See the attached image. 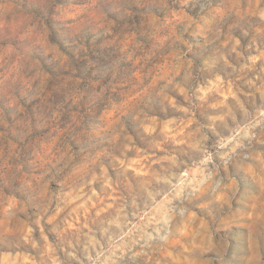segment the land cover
Instances as JSON below:
<instances>
[{"label": "rangeland", "instance_id": "374dc122", "mask_svg": "<svg viewBox=\"0 0 264 264\" xmlns=\"http://www.w3.org/2000/svg\"><path fill=\"white\" fill-rule=\"evenodd\" d=\"M91 4L0 0V264H264V0Z\"/></svg>", "mask_w": 264, "mask_h": 264}, {"label": "clouds", "instance_id": "9594fccd", "mask_svg": "<svg viewBox=\"0 0 264 264\" xmlns=\"http://www.w3.org/2000/svg\"><path fill=\"white\" fill-rule=\"evenodd\" d=\"M62 4V0H34V5L37 8V14L34 18V28H37L41 31H45L44 23L45 21L50 20V13H52V19H58L56 13L59 11V8ZM154 0H93V4L88 5V7H94L96 10L103 8L105 12L112 16V22L117 25L123 23L126 19L131 18L135 15L141 16H150L153 13ZM103 35V34H100ZM93 39H99V36L94 37ZM49 47H52L50 45ZM64 52L67 53V56L71 58L69 63L78 62L83 56L84 52L82 51V46L77 48L72 41L65 40L63 43ZM38 55L46 56V52L37 50ZM50 70L53 72V75H57L63 64H55L51 58L48 59ZM93 67V62L89 61L84 65L82 69V75L85 77L91 75L93 79H99L104 76V72L101 69H95L90 72V69ZM95 95V99L92 96L89 99L92 101L91 107H95L96 102L104 103L103 92ZM222 163L226 166L228 161L224 160ZM242 256L246 255V250L242 252Z\"/></svg>", "mask_w": 264, "mask_h": 264}]
</instances>
